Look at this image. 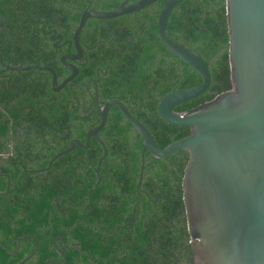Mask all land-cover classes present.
<instances>
[{"label":"trees","instance_id":"16d2710c","mask_svg":"<svg viewBox=\"0 0 264 264\" xmlns=\"http://www.w3.org/2000/svg\"><path fill=\"white\" fill-rule=\"evenodd\" d=\"M100 1L92 0L93 8L112 10L122 2L104 0L103 4ZM165 1L159 0L116 18H89L81 34L86 55L84 62L77 63L79 74L75 78L78 82L88 77L95 78L100 66H109L99 82L100 102L119 99L126 103L132 113L149 127L161 148L190 134L191 127L164 121L157 110L159 101L174 88L192 87L203 80L160 37L158 16ZM27 2V6H22L18 0H0L1 52L8 62L19 64L25 57L29 62H42L53 67L60 75V67H64L58 60V52L52 45L50 47L51 43L41 41L44 36L36 32L39 19L58 25L66 37L73 36L87 3L83 0ZM168 33L173 39L193 46L211 63L210 88L198 98L178 105L176 110L189 111L233 87L226 0H182L171 13ZM42 42L45 46L40 45ZM38 71L17 74L12 87L30 92V86L38 94L44 91L43 76L38 75ZM28 77H33V81L29 82ZM93 83L92 79L89 84L92 86ZM60 108V105L51 109L46 106L43 121L36 125V130L47 143H52L55 134L66 130L63 149L70 145L76 117L90 124L79 130L84 137L89 127L101 121L100 115L92 113L58 115ZM5 116L6 113L0 109V133L9 129L8 119L2 118ZM13 116L20 118L23 110ZM9 117L13 119L11 114ZM131 129L132 125L120 109L113 106L108 122L100 132L104 133L109 152L103 161L101 175L95 172L94 166L98 165L104 148L95 139L88 148L77 146L58 157L48 170L14 174L15 177L20 175L21 180L11 188L9 202L12 204L0 199V206H3L0 208V264H16L35 249L37 240L23 237L17 254L8 251H16L17 238L26 234L36 235L40 245L35 256L24 264H45L48 258L60 256L54 237L61 235L65 238L67 228L69 238L78 240L82 250L88 251L97 264H194L193 250L187 243L190 234L183 189L189 150L181 149L166 158L155 157V164L147 157L143 184L147 194L142 193L140 200L137 183L142 160L134 152L135 148L142 150L143 138L140 135V142L130 147V169L113 163L118 164L117 170L113 173L108 170L112 166L110 156L117 149L125 148L124 145L112 144V134L123 135ZM46 132L52 133L45 137ZM38 141L27 135L23 142L29 143L31 151L36 152L40 149L35 145ZM63 149L55 147V154L42 155L43 161L37 162L35 167L46 168ZM35 156L38 155H31V160ZM120 158V163L124 162L125 154ZM6 169L0 170V192L7 191L8 176L3 174ZM105 182L108 184H103ZM50 215H53L52 221L49 220ZM56 243L64 246L60 238ZM64 250L67 255L65 264H95L78 248Z\"/></svg>","mask_w":264,"mask_h":264},{"label":"water","instance_id":"95a60500","mask_svg":"<svg viewBox=\"0 0 264 264\" xmlns=\"http://www.w3.org/2000/svg\"><path fill=\"white\" fill-rule=\"evenodd\" d=\"M128 1L124 0L112 10L87 8L83 11L73 40H68L70 47L74 43L78 51L72 53L69 48L68 54L62 56L63 63L72 70L62 83L58 82L53 67H31L52 71L55 90L66 86L79 71L67 58L76 60L84 56L80 35L89 18H116L159 0ZM181 1H165L158 16L159 34L165 45L195 69L203 80L192 87L170 90L159 101L157 110L168 123L190 126L191 133L161 148L149 127L132 113L126 103L119 99L100 103L98 79H94L100 123L88 130L86 143L71 140L69 147L56 154L49 165L40 170L50 169L54 160L73 151L77 145L90 147L91 139L96 138L105 148L97 165L96 171L99 172L107 147L98 132L105 126L110 108L117 106L143 138L138 190L144 178L147 151L151 157L166 158L181 149L189 150L183 189L193 263L264 264V0H226L233 87L189 111L175 108L206 93L212 76L211 63L200 52L173 39L168 33L171 13ZM23 237L35 238L37 243L35 249L16 264L26 263L39 249L38 237L26 234L17 238L16 251H8L17 254ZM63 243L68 247L65 238ZM55 247L63 260L50 257L45 264L67 261L64 250L56 242ZM76 247L81 250L80 245Z\"/></svg>","mask_w":264,"mask_h":264},{"label":"flooded vegetation","instance_id":"af4514ba","mask_svg":"<svg viewBox=\"0 0 264 264\" xmlns=\"http://www.w3.org/2000/svg\"><path fill=\"white\" fill-rule=\"evenodd\" d=\"M18 1H19V3H22V4H20L22 6L28 5L27 0L26 1L18 0ZM83 1H84V3H87V6H86V8H84V10L87 8L88 9L101 10V9L93 8L94 3L91 2L92 0H83ZM123 1L124 0H122V2ZM134 1H136V0H129L128 3H132ZM100 2L103 4L105 3L104 0H101ZM36 32L38 34L41 33L44 36L41 38V41L44 40L45 43H47V44L51 43L50 47L52 45V47L58 52V60L61 62V64L64 67V69H62L60 67V71H61L60 75L57 73L58 82L62 83L72 73V70L63 63L62 56L65 54H68L69 48H70V51L72 53H77V51H78L75 44L73 43L70 47V43L68 41V40H73L74 34H73V36L66 37L65 34L60 30V27L58 25L53 24L50 21H44L43 19H39V28L37 29ZM6 41H7V39H6ZM45 43L42 42L40 45L45 46ZM80 43L84 49V46H83V43L81 40V35H80ZM16 44L20 45L17 42V40H16ZM25 54L27 57H29V54H28L26 49H25ZM85 55H86V52L84 49V56L83 57H80L76 60L71 59V58H67V61L75 64L78 67L77 63L80 61L84 62L83 58L85 57ZM22 59H23V61H20L19 64H16V62H13V61H10V62L6 61L4 58V55L1 52V45H0V88H1L0 89V109L4 113H6V116L2 117V118L8 119V121H9L8 132L0 133V157H1L0 170H5L6 168L4 167V165H7L6 166L7 169H6L5 173H3V174L8 176L7 191L6 192H0V196H2V197H0V199H1V201L5 202L6 204H12L11 202H9V196L11 193V188H13L21 180L20 175H17L16 177L14 176L15 173L21 174L23 172L27 173L29 171H30V173L31 172L32 173L41 172L42 170L36 168L35 165L37 162L43 161L44 157H42V155L55 154L56 153L55 147H56V149H57V147L62 148V149L64 148L63 137L67 132L66 130L64 133L62 132V133L55 134V136L52 137V139H51L52 143H47L46 139L43 136H40L39 132L36 130L37 129L36 125H41V123L43 121L44 114L46 113V111H45L46 106H48L49 109H51L52 106L60 105L61 108L59 109V112L57 113L58 115H62L63 113H66V114L68 113V114L77 115V116L88 115L90 113H92V115H96V116L100 115V112H99V109L97 106V101H96V91H95L96 85H95V83H93V85L91 86L89 84V82L92 81V79L93 80L98 79L97 80L98 99L100 101L99 82L101 81L102 73H105V70H107L109 67L107 65L105 68L100 66L96 70L97 76L95 78L88 77L85 80H83V82L75 81V78L79 74V71H78L76 77L74 79H72L66 86L60 88L59 90H55L54 86H53L54 75H53L52 71H50V70L47 71V69H39L37 67H31V65L44 66L47 64L42 63L41 61H40L41 63L29 62L26 60L25 57H23ZM17 67H23L25 69H18ZM34 70H39L37 74L43 76V83L45 85H43V84L42 85L44 87V91H41L38 94L36 92V90L30 86H28L29 91L32 93L21 91V90H16L12 87V85L16 82L17 74L26 73V72L32 73ZM27 79L29 82L33 81V77H28ZM112 107L109 110V114H110ZM20 109L23 110V116H21L20 118L14 117L13 115L15 113H18ZM9 114H11L13 119H11L9 117ZM109 114H108V118H109ZM107 122H108V120H107ZM107 122H106V124H107ZM106 124H105V126H106ZM84 125L89 126L90 124H89V122H85L81 118H78V117L75 118L73 128H72L73 136L70 138L69 143L73 139H78V140H81L82 142L86 143L87 132L89 129H91L93 127H89V129L87 130L85 137H84V136H81V134L79 133V130ZM103 128L98 132V136H99V138L102 139V141H104V143L107 147L106 157H108V153H109L108 152V146H107L105 140L103 139L104 133H100L103 130ZM27 130H31V131L28 132ZM51 133L46 132L45 137H49L51 135ZM27 135H30L31 138H37L39 140L38 143H35L36 147H40V149L38 148V150H36V152L31 151L32 148H31V145L29 143L23 142L26 140ZM139 135L142 138L141 133L136 128H134L133 126H132V129L130 130L129 133H125L123 135H118L116 133L112 134L111 138H114V141L112 142V144L124 145L125 148L117 149L116 153H114L113 155L110 156L109 160L111 161L110 165H112V166H110L108 169L109 173H113L117 170L118 164H113V163H119V167H120V165H124V168L126 170L130 169V167H131V155H132V149L130 147H132L134 144L140 142ZM83 137L85 138V141L83 140ZM21 139H22V141L18 142ZM66 139H67V136H66ZM93 139H95L101 143L100 140H98L96 138H92L90 146L92 145ZM77 146H79V145H77ZM102 146H103V144H102ZM103 148H104V146H103ZM134 152L138 153L142 158V150H139V148H135ZM66 153H68V152H66ZM66 153H64V154H66ZM104 153H105V148H104ZM34 154L38 155V156H35V158L33 160H31L32 159L31 155H34ZM123 154H125L126 159L124 162L120 163L121 162L120 156ZM63 155H61V156H63ZM145 155H146V163H147V157L149 158V160L153 164L156 163V161L154 160L155 157H151L149 155L148 151L146 152ZM106 157L103 159V161L106 159ZM103 161L100 165L99 172L96 171L97 165L94 166L95 172L98 173L99 175H101L103 172ZM82 171H85V169H82ZM100 178H101V176H100ZM154 179H155V181H157L156 177H154ZM35 181H38V180H35ZM138 181H139V179H138ZM98 182H97V184H98ZM144 182H145V180L143 178L142 185L139 188V190L137 191L138 192L137 196H139L140 200H141L140 195L142 193L147 194V190L143 187ZM103 184H108V183L105 182ZM137 186H138V183H137ZM24 197H29V196H24ZM2 207L3 206H0V208H2ZM61 214L63 215V213H61ZM186 216H187V214H186ZM52 217H53V215H50L49 220L52 221ZM17 219H18V217L15 220H13L12 224H15ZM187 226H188V222H187ZM68 231H69V229L67 228L65 240L68 244V247H66L64 245V243H63L64 237L61 235L55 236L54 241L56 242L57 239L60 238L64 246H60L58 243H56V244L59 245L63 250L64 249H69V250L76 249L77 248L76 246L80 245V244H78V240L69 238V232ZM188 231H189V229H188ZM190 240H191V238L187 241V243H188V246L191 247L193 250V247L190 244ZM69 241H71V242H69ZM55 242H54V245H55ZM70 243H72V244H70ZM80 251L83 254H88L87 253L88 251L82 250V246H81ZM64 252H65V250H64ZM65 254H66V252H65ZM61 257H62V255L60 254V256H58L56 258L63 260L62 259L63 257L62 258ZM192 258H193V254H192ZM65 263H63V264H65ZM52 264H56V263H52ZM95 264H97V263H95Z\"/></svg>","mask_w":264,"mask_h":264}]
</instances>
